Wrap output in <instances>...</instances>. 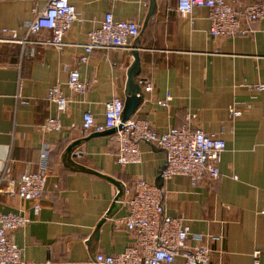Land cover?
I'll use <instances>...</instances> for the list:
<instances>
[{
	"label": "crops",
	"instance_id": "1",
	"mask_svg": "<svg viewBox=\"0 0 264 264\" xmlns=\"http://www.w3.org/2000/svg\"><path fill=\"white\" fill-rule=\"evenodd\" d=\"M256 1L239 0V6ZM70 3L77 21L65 35L62 50L0 42V178L8 170L0 184V214L14 212L30 219L14 234L23 259L28 264H83L96 253L124 252L135 239L115 226L127 215L117 202L118 185L122 194L144 179L165 187L169 216L184 219L194 233L222 237L209 243L211 264H253L256 250L264 264V91L253 89L264 84V20L252 26L251 36L223 39L209 33L207 9L195 8L183 18L176 0H155L149 20L152 0ZM45 8V0H0V29H18L25 36L23 25ZM108 12L117 21L140 24L139 38L124 49L96 50L81 64L88 33L100 27ZM49 37L50 32L42 30L29 40L44 42ZM137 57L135 84L149 78L154 90L141 96L131 119L147 120L164 134L182 125L188 114L197 115L194 124L226 143L220 180L203 179L196 186L187 176L163 180L166 155L157 145L141 144L142 162L121 167L114 133L85 139L86 112L103 123L105 103L115 97L123 100L125 109ZM76 69L89 83L85 94L67 87L70 71ZM56 85L71 101L61 114L63 131L47 137L57 149L37 214L36 202L10 193L11 182L38 170L45 139L40 126L57 114L56 105L47 100ZM169 95V105L161 106ZM231 108L242 115L233 118Z\"/></svg>",
	"mask_w": 264,
	"mask_h": 264
},
{
	"label": "built area",
	"instance_id": "2",
	"mask_svg": "<svg viewBox=\"0 0 264 264\" xmlns=\"http://www.w3.org/2000/svg\"><path fill=\"white\" fill-rule=\"evenodd\" d=\"M177 12L183 18L191 16L195 8H205L209 11V33L215 38H230L234 36H251L252 26L264 20V0H257L244 8H240L239 0H176ZM46 8L36 12L33 20L23 25L26 35L20 36L18 29H0V42L28 43L51 46L62 50L65 35L77 21V13L70 0H45ZM141 25L134 21H117L108 12L99 28L88 33L84 54L79 62L85 64L96 50L124 49L131 41L139 38ZM42 30H48L50 37L44 41H30L32 36H38ZM141 96L151 93L154 85L149 78L138 81ZM67 87L77 94H85L89 83L81 80L78 69L71 70ZM253 89L264 91V84H257ZM47 100L54 103L57 114L49 117L40 126L44 141L41 146L40 162L37 171L22 174L17 182L12 181L10 193L21 199L34 201L35 213L41 209L40 201L47 193V182L51 173V162L57 149V144L47 137L59 135L63 129L61 114L69 108L70 99L64 96L63 88L56 85L50 88ZM172 96L159 102L167 107ZM124 102L115 97L105 103L104 122L98 123L91 112L83 116L84 137L92 133H103L116 129L114 139L118 144L117 163L121 167L142 162L140 145L151 143L165 152L166 164L161 172L163 180L174 176H187L193 186L203 179L220 180L221 155L226 150V143L213 134L205 132L194 124L197 115L188 114L185 122L171 128L164 134H159L147 120L130 119L123 123ZM233 118L242 112L231 108ZM0 178V184L6 180V174ZM236 179V177H235ZM16 183V184H14ZM165 187L151 184L144 179L136 181L131 187H125L117 202L126 208L124 219L115 221L116 227H124L133 235L135 243L116 255L96 253L83 264H211L212 250L210 242H219L221 236H207L191 231L187 222L174 218L166 213ZM30 219L20 213L7 212L0 214V264H28L23 259L21 249L16 245L14 234L24 229ZM261 251L253 253V264H260Z\"/></svg>",
	"mask_w": 264,
	"mask_h": 264
},
{
	"label": "water",
	"instance_id": "3",
	"mask_svg": "<svg viewBox=\"0 0 264 264\" xmlns=\"http://www.w3.org/2000/svg\"><path fill=\"white\" fill-rule=\"evenodd\" d=\"M152 5H151V8L149 10V13H148V16H147V20H149L150 16L152 15V13L154 12V2L155 0H152ZM140 66V62H139V57L136 58V62L130 72V75H129V85H128V91H127V94H128V98H127V102H126V106H125V109H124V114H123V119H122V122L125 123L127 122L128 120H130L132 118V116L134 115L136 109L138 108V106L140 105L141 101H142V97H138V95H141V88L139 86H137L135 84V81H134V78H135V75H136V70L139 68ZM116 132V129H112V130H108V131H105L103 133H94V134H91L90 136L86 137L85 139L88 140L90 138H92L93 136L95 135H103V134H108V133H115ZM72 148H70L69 151H71ZM119 194H118V198L121 196V191H122V187L121 185L119 184Z\"/></svg>",
	"mask_w": 264,
	"mask_h": 264
}]
</instances>
